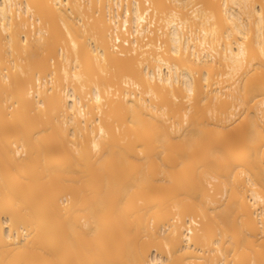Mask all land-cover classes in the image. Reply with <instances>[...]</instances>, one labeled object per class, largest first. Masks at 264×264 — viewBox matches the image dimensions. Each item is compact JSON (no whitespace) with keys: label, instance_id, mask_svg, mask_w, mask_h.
Here are the masks:
<instances>
[{"label":"bare ground","instance_id":"6f19581e","mask_svg":"<svg viewBox=\"0 0 264 264\" xmlns=\"http://www.w3.org/2000/svg\"><path fill=\"white\" fill-rule=\"evenodd\" d=\"M0 264H264V0H0Z\"/></svg>","mask_w":264,"mask_h":264},{"label":"rangeland","instance_id":"374dc122","mask_svg":"<svg viewBox=\"0 0 264 264\" xmlns=\"http://www.w3.org/2000/svg\"><path fill=\"white\" fill-rule=\"evenodd\" d=\"M33 30L31 29L30 31H29V33H27V36H28V38H31L32 36H33ZM187 218L188 217H186L185 218V227L187 226V224H186V220H187ZM195 218L197 219L198 217L195 215ZM197 223H199V220L197 221ZM197 228H199V227H197Z\"/></svg>","mask_w":264,"mask_h":264}]
</instances>
